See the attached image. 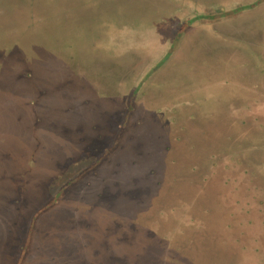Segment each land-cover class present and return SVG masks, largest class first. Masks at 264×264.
I'll use <instances>...</instances> for the list:
<instances>
[{"label":"rangeland","instance_id":"1","mask_svg":"<svg viewBox=\"0 0 264 264\" xmlns=\"http://www.w3.org/2000/svg\"><path fill=\"white\" fill-rule=\"evenodd\" d=\"M169 120L185 122L183 142ZM0 129V264H123L100 252L106 226L117 255L118 220L147 224L176 192L192 198L145 174L169 176L167 144L241 135L264 151V0H0ZM219 173L213 183L232 190V172ZM214 199L206 230L166 210L144 247L158 260L182 248L190 264H264L254 226Z\"/></svg>","mask_w":264,"mask_h":264},{"label":"trees","instance_id":"2","mask_svg":"<svg viewBox=\"0 0 264 264\" xmlns=\"http://www.w3.org/2000/svg\"><path fill=\"white\" fill-rule=\"evenodd\" d=\"M26 103L28 104V101H26ZM34 103L35 101L32 99L29 102V104ZM40 120V118H36V122ZM169 122L174 124L175 130V134H173L171 140L174 143L183 142L184 137L181 135L180 131L187 128L185 122L174 120H169ZM140 123L141 121L138 122V124ZM33 130L34 132L38 131L37 124L33 126ZM216 139L217 137L214 136L213 133L211 136L202 134L190 136L186 143L191 145V148L184 151H174L173 146L167 144L165 150L167 153V163L169 164H167V167L168 170H170L168 177L164 175L165 171H162L160 165H151L146 169L145 174L147 178L154 181V186H156L159 193L168 189V185L171 184L169 183L170 180L175 182L172 184L174 188L178 187L181 183H185L187 186H191L190 188L194 191L192 198L189 200H187V195L185 193L179 194V191L176 192V197L171 201L172 203H168L169 206L167 209L161 208L158 215L163 216L164 213L167 212L166 210H171L172 212L179 211L183 215L189 216L192 225H196L197 230L203 231L207 229L205 220L208 219L209 221L211 220L209 217L215 216V203L213 204V202H211L213 198L218 199V202L221 204L222 198L224 196L228 197L233 202L232 205L234 206L233 209L235 212H231V207L230 215L243 212L242 220H240L238 224L240 227L245 225H249L250 227L254 226V230L257 234L254 236L253 244L251 245H254L253 249L256 253L263 252L264 254V182L259 181L260 178H264V151L256 150L263 146L256 147L255 144L250 145L251 143H246L241 135H230L224 139L221 138L219 142H217ZM146 153L150 155V152ZM252 157H256L257 161L251 162L249 159ZM97 159L98 160H96L93 165L100 164L101 159ZM165 166L166 165L163 167ZM226 170L232 172L231 174H227V176H223L225 185H228L227 187L233 186L232 190L230 188L229 191H224L217 183H213L215 178L219 177V172L224 173ZM96 172H98V170H95L93 174ZM74 178L75 177L70 179L67 185L72 183ZM147 178H141V180L148 181L149 179ZM143 185V195L147 193V191L150 192V190L153 191L154 189V186H151L149 181ZM246 199L247 203H245ZM134 200H140L138 203L142 205L146 202L144 198L139 199L137 197L134 198ZM57 201L52 199L45 207L41 208L50 209L56 205ZM197 204L200 205L199 208H196ZM201 213H203V215L200 216ZM158 215H151L152 217L149 218L147 224H142L141 221H130L129 225H126L122 218L118 220L119 228H117L120 232L119 236L123 248L119 249L117 255L112 253L113 248H111L113 247L114 236L116 237L115 221H112L113 224L111 226H106L103 229L101 235L103 247L100 252L106 253L110 258L118 257L123 261V264H182L183 262H185V264H190L191 261L180 257L179 253L183 250L182 248L175 249V251L173 250L171 256L170 252H164L162 255L163 258L158 260L154 259L152 254L156 247H152V245L149 247L147 246V248L144 247L148 237L153 238L155 234H157L156 228H158L159 225L156 224V218ZM196 216L201 218H196ZM86 225L91 227L89 222H87ZM227 227H230V225H227ZM178 229L181 233L186 232V230H183L181 227ZM239 232L240 235L245 233L243 230H239ZM166 237L168 236L166 235ZM139 240L143 245H138ZM237 241H240V239H237ZM199 242H201L199 239H192V246L194 247ZM209 246H212V244ZM98 251L99 250L95 248L93 249L96 255H99ZM128 257H132V259ZM92 260L95 263L90 261V264H96L97 260ZM65 264H69V262L66 261Z\"/></svg>","mask_w":264,"mask_h":264},{"label":"water","instance_id":"3","mask_svg":"<svg viewBox=\"0 0 264 264\" xmlns=\"http://www.w3.org/2000/svg\"><path fill=\"white\" fill-rule=\"evenodd\" d=\"M45 102H41L40 103V105H43ZM2 129H0V137H1V135H2ZM23 132H18L17 130H15L14 132H10V134H18V136L19 135H21ZM25 138H26V136H25ZM96 239V241L98 242V244H100L101 243V238L100 239H97V238H95Z\"/></svg>","mask_w":264,"mask_h":264}]
</instances>
